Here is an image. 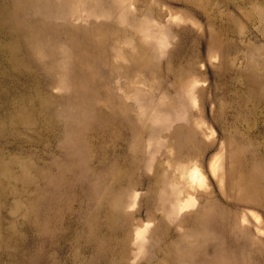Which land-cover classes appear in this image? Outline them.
Returning a JSON list of instances; mask_svg holds the SVG:
<instances>
[{
	"label": "rangeland",
	"instance_id": "1",
	"mask_svg": "<svg viewBox=\"0 0 264 264\" xmlns=\"http://www.w3.org/2000/svg\"><path fill=\"white\" fill-rule=\"evenodd\" d=\"M0 264H264V0H0Z\"/></svg>",
	"mask_w": 264,
	"mask_h": 264
}]
</instances>
